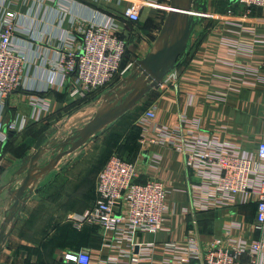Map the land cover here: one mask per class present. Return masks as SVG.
<instances>
[{"label":"crops","instance_id":"crops-1","mask_svg":"<svg viewBox=\"0 0 264 264\" xmlns=\"http://www.w3.org/2000/svg\"><path fill=\"white\" fill-rule=\"evenodd\" d=\"M125 1L0 0V16L4 11L15 14L13 40L27 64L23 88L0 106L1 124L15 126L8 131L13 133L11 138L0 146V223L9 206V187L20 185L25 176L19 174L22 162L34 153L38 137L44 134V144L55 143L82 128L98 110L103 95L128 74L129 70L86 96L70 97L69 80L59 82L56 63L76 27L112 18L126 41V53L131 42L138 40L134 55L130 51L122 69L131 68L153 44L140 31L143 12L139 25L122 18ZM166 1V8L161 1L164 8L157 12L166 14ZM146 9L148 17L154 18L156 10ZM79 43L76 39L72 46L78 48ZM149 110L154 118L142 123ZM161 127L176 143L203 137L226 152L240 154L253 153L264 141V5L247 9L233 0H207L205 18L195 27L185 56L159 88L145 94L96 139L64 155L54 170L35 182V192L20 209L0 252V264H65V254L81 250L88 252L90 264H130L129 255L144 261L146 246L152 247L151 255L141 264H186L178 261L177 251L167 248V243L180 248L194 238L207 250L216 240L251 241L264 236L252 228L254 202L200 208L196 188H215L213 177H198L186 167V155L173 147L149 144L151 137L159 141ZM108 137V151L99 150L100 139ZM112 137L116 140L109 144ZM119 145L127 147L121 158L136 166L137 183L158 180L164 186L167 214L162 230L155 234L137 232L131 240L117 239L111 231L89 224L76 227L69 219L92 208L96 175L109 154L120 153ZM49 156L45 153L37 164ZM231 224L225 238V226Z\"/></svg>","mask_w":264,"mask_h":264},{"label":"built area","instance_id":"built-area-1","mask_svg":"<svg viewBox=\"0 0 264 264\" xmlns=\"http://www.w3.org/2000/svg\"><path fill=\"white\" fill-rule=\"evenodd\" d=\"M233 1L247 9L264 5V0ZM125 2L127 5L121 16L131 23H138L146 8L156 11L164 8L160 0ZM14 21L13 12L4 11L0 16V106L4 104L5 98L23 88L27 68L23 52L13 40ZM120 34L112 18L101 22L91 21L76 27L74 36L67 41L56 63L60 71L59 82L64 84L69 80L70 97H83L100 90L118 75L129 70L130 65L123 69L121 65L126 52V41ZM76 39L80 42L78 48L72 46ZM51 82L52 78L49 79V83ZM153 118L154 112L149 110L141 117V122L146 123ZM14 129V124L2 125L0 121V146L6 139V133ZM176 141L171 136L167 138L166 129L163 127L159 128V141L152 137L148 139L149 144L171 146L184 153L186 167L201 179L211 180L213 177L215 188H196L201 209L254 202L256 212L252 228L262 236L264 141L259 142L255 151L250 154L226 152L203 137L180 139L179 143ZM136 177L137 171L133 162L117 155L110 156L96 176L94 205L82 214H73L69 218L72 224L76 227L83 224L95 225L103 232H113L117 239L127 240H131L137 232L155 234L161 231L167 214L164 186L158 180L137 183ZM232 226L233 224L225 226V238L229 237ZM166 247L177 251L180 263L187 264L195 260L198 264H264V236L251 241L227 238V242L222 243L221 240H216L207 250H202L194 238H188L186 245L180 248H176L171 242ZM151 249V246L144 249V261L150 257ZM63 261L65 264H90V256L83 250L70 252L63 256ZM144 261L129 255L130 264H141ZM98 264H108V261Z\"/></svg>","mask_w":264,"mask_h":264},{"label":"water","instance_id":"water-1","mask_svg":"<svg viewBox=\"0 0 264 264\" xmlns=\"http://www.w3.org/2000/svg\"><path fill=\"white\" fill-rule=\"evenodd\" d=\"M159 33L145 56L131 65L128 74L113 85L102 97L94 116L80 129L62 140L48 142L41 134L34 144V153L22 162L19 174H25L18 188L8 190L9 206L0 223V252L25 201L35 192V182L57 166L58 161L91 140L103 134L107 127L131 110L142 97L157 89L185 56L195 27L201 24L207 12V0H169ZM6 132V130H4ZM13 133L7 132L4 147ZM69 147L67 150H64ZM50 153V159L38 165V160Z\"/></svg>","mask_w":264,"mask_h":264},{"label":"rangeland","instance_id":"rangeland-1","mask_svg":"<svg viewBox=\"0 0 264 264\" xmlns=\"http://www.w3.org/2000/svg\"><path fill=\"white\" fill-rule=\"evenodd\" d=\"M161 1H164V3H165V8H166V4H167V1L166 0H161ZM162 3V2H161ZM169 5H167V7H168ZM168 10H170V7H169V9ZM156 14L154 15L155 17L154 18H149L148 17V15L150 14V10H148V9H144L143 10V16H142V20H144V22H143V24H142V28L140 29V31L142 32V33H144L147 37H148V39H146V41H148V42H151V43H153L154 42V40L156 39V37H157V35H158V33H159V30H160V28H161V26H162V23H163V20H164V17H165V12L163 11V12H155ZM141 22H139L137 25H139ZM136 25V26H137ZM137 28H138V26H137ZM136 28V30H132L133 32H137L138 31V29ZM132 43V45L133 46H131V47H129L128 49L133 53V55H134V51L136 50V48L138 47V40H136V39H134V43H133V41L131 42ZM137 43V44H136ZM130 51H129V54H130ZM128 54V51H127V53H126V55H125V59H124V62L130 57V55ZM134 127L132 126V128L130 127V132H134ZM108 139H110L109 137L108 138H105V139H102V140H104L103 142H102V140L100 139V141H99V144H98V146H97V148L99 149V150H105V151H108V150H106L105 149V147H107V145H108V143H107V140ZM112 140L109 142V144L110 143H112V142H115V140H116V138H114V137H112L111 138ZM56 143V142H55ZM102 143H103V145H102ZM140 143L138 142V145H139ZM96 145V144H95ZM45 146H50L49 144H48V142H46L45 143ZM96 148V152H97V149ZM107 154H109V152L107 153ZM112 155H117V156H120V157H123L121 154H119L118 152H116V151H113L111 154H109L108 155V158L110 157V156H112ZM108 158H106V160L108 159ZM50 159V156L48 157V160ZM47 160V161H48ZM46 161V162H47ZM45 163V162H44ZM43 163V164H44ZM105 163V162H104ZM101 170V169H100ZM99 170V171H100ZM98 174V173H97ZM97 176V175H96ZM95 181H96V178H95Z\"/></svg>","mask_w":264,"mask_h":264},{"label":"trees","instance_id":"trees-1","mask_svg":"<svg viewBox=\"0 0 264 264\" xmlns=\"http://www.w3.org/2000/svg\"><path fill=\"white\" fill-rule=\"evenodd\" d=\"M139 23V22H138ZM138 23H135V24H138ZM125 55H126V52H125ZM125 55H124V58H125ZM124 58H123V60H124ZM122 64H123V61H122ZM121 64V65H122ZM117 149L119 150V154H122V152L124 151V150H126L127 149V147L125 146V145H119L118 147H117ZM120 157V156H119ZM121 158V157H120ZM122 159H124V158H122ZM124 160H126V159H124ZM107 161V160H106ZM128 161V160H127ZM105 164V163H104ZM103 164V165H104ZM103 167V166H102Z\"/></svg>","mask_w":264,"mask_h":264}]
</instances>
